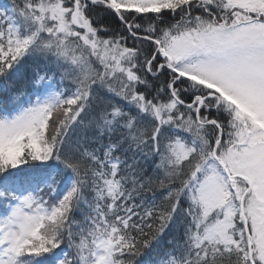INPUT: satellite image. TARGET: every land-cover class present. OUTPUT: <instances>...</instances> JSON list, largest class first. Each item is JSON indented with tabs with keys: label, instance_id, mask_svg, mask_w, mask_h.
I'll list each match as a JSON object with an SVG mask.
<instances>
[{
	"label": "snow or ice",
	"instance_id": "6c2138e0",
	"mask_svg": "<svg viewBox=\"0 0 264 264\" xmlns=\"http://www.w3.org/2000/svg\"><path fill=\"white\" fill-rule=\"evenodd\" d=\"M0 264H264V0L0 3Z\"/></svg>",
	"mask_w": 264,
	"mask_h": 264
},
{
	"label": "trees",
	"instance_id": "16d2710c",
	"mask_svg": "<svg viewBox=\"0 0 264 264\" xmlns=\"http://www.w3.org/2000/svg\"><path fill=\"white\" fill-rule=\"evenodd\" d=\"M3 2H5V0H0V3H3Z\"/></svg>",
	"mask_w": 264,
	"mask_h": 264
}]
</instances>
